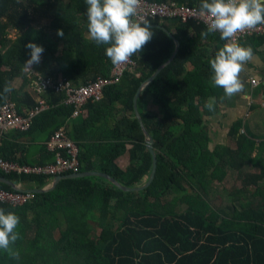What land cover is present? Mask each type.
<instances>
[{
    "label": "trees",
    "instance_id": "obj_1",
    "mask_svg": "<svg viewBox=\"0 0 264 264\" xmlns=\"http://www.w3.org/2000/svg\"><path fill=\"white\" fill-rule=\"evenodd\" d=\"M147 1H173L197 9L202 2ZM86 7L85 0H0V94L6 84L12 88L6 99L0 98V107L11 101L24 115L36 106L24 69L30 58L29 42L44 49L41 62L32 66L43 77L61 76L79 86L113 76L114 65L105 55L108 45L98 46L88 36ZM149 22L154 35L132 57L135 66L106 86L101 100L87 103L79 122L71 118L73 108L64 104V94L50 92L45 97L49 107L32 118L27 131L5 136L0 159L24 163L15 158L24 147L19 139L46 141L64 126L79 148L80 172L104 173L124 187L143 185L152 157L133 98L170 59L176 40L175 56L136 101L143 127L153 140L152 182L139 191H124L100 176L66 178L52 190L32 194L23 205L0 203V209L19 217L16 230L21 237L14 246L19 260L0 251V264H264V185L260 184L264 140L256 143L244 120L236 119L227 134L234 148L210 146L207 117L231 100L222 101L223 89L211 84L209 59L225 41L219 33L202 38L206 27L194 21ZM58 29L63 37L57 35ZM239 44L250 47L252 60L257 58L264 65V37H248ZM260 76L250 92L252 98L264 99V68ZM213 99L214 110L209 111L205 104ZM43 148L45 160L38 164L53 159ZM245 165L259 172L244 173ZM229 172L240 181V188H231L230 194L235 189L241 208L219 215L205 198L215 187H223ZM0 177L24 190L43 188L53 179L1 172ZM0 190L14 192L1 183ZM249 196L259 200L254 203Z\"/></svg>",
    "mask_w": 264,
    "mask_h": 264
},
{
    "label": "clouds",
    "instance_id": "obj_2",
    "mask_svg": "<svg viewBox=\"0 0 264 264\" xmlns=\"http://www.w3.org/2000/svg\"><path fill=\"white\" fill-rule=\"evenodd\" d=\"M85 3L88 36L98 46L108 45L105 55L114 66L128 63L151 41L154 33L149 20L137 22L133 19L137 16L140 0H85ZM198 15L207 25L206 31L200 34L202 38L219 33L220 39L226 41L214 58L209 59V64L213 73L211 84L223 89L220 99H231L243 92L241 73L253 57L252 49L237 43L235 37L264 25V0H202ZM57 35L63 37L64 33L58 29ZM26 48L30 50V58L24 63V69L31 70L41 62L44 49L32 42ZM11 91V86L6 84L0 98L6 99ZM214 104L213 99L205 107L213 111ZM19 222L15 213L0 209V251L15 260L20 258L14 247L21 238L16 230Z\"/></svg>",
    "mask_w": 264,
    "mask_h": 264
},
{
    "label": "built area",
    "instance_id": "obj_3",
    "mask_svg": "<svg viewBox=\"0 0 264 264\" xmlns=\"http://www.w3.org/2000/svg\"><path fill=\"white\" fill-rule=\"evenodd\" d=\"M196 7L185 4H178L173 1L153 2L140 0L137 16L133 19L140 22L143 19H176L183 23L194 21L207 28L204 19L198 15ZM264 37V25H258L255 29L238 33L235 37L237 43L252 37ZM226 43V41H225ZM136 62L133 58L126 64L113 66V76L111 78L97 77L79 86L61 77H43L36 70H25L26 77L30 79L31 91L35 94L36 106L27 109L24 115L17 112L16 105L9 101L0 107V144L3 139L12 131L25 132L31 125L32 118L40 112L46 110L49 105L46 102V95L50 92L63 93L64 104L73 108L71 118L75 119L81 115L82 108L89 102H97L103 98V90L106 86L119 81L122 75ZM259 81L255 78L249 79V85L253 89L257 87ZM45 149L52 154L53 159L44 164H24L18 161H4L0 159V172L7 175L42 176L54 178L58 175L72 174L80 172L79 148L67 134L65 127L55 130L44 143ZM18 189L14 192L0 190V203L11 207L20 206L32 198V193Z\"/></svg>",
    "mask_w": 264,
    "mask_h": 264
},
{
    "label": "crops",
    "instance_id": "obj_4",
    "mask_svg": "<svg viewBox=\"0 0 264 264\" xmlns=\"http://www.w3.org/2000/svg\"><path fill=\"white\" fill-rule=\"evenodd\" d=\"M262 68H264V65L261 64L259 59H251L248 62V66H244V71L241 73V79L244 83L243 92L232 97L228 105H221V110L218 113L207 117L208 125L210 127L211 148H214L216 145L227 146L231 149L234 148L233 142H230L227 137L228 129L234 120H245L249 118L252 111L253 113L255 112V114L250 119H248V127L246 131L252 135L256 143H258L260 140H264V126H259V123L257 124L256 122V116L259 114L257 111L261 108H264V99L262 96L252 98L250 93L251 91L249 90V79L255 78L260 81V71ZM251 105L255 107L253 110L249 109V106ZM257 119L260 120V122L264 120V114L259 115ZM80 120L81 115L78 118H75L74 121L77 123ZM242 131L243 130H241V132ZM34 137L38 138L39 136L36 134ZM18 142L23 144L24 147L20 153L18 152L16 154V159H21L25 164H38L39 162L45 160L43 148L45 139H35V141H30L29 138L23 137L19 139ZM242 172L257 174L259 170L251 167L250 165H245V167L242 169ZM260 184L264 185V179L260 181ZM18 186L21 191L24 190L20 184ZM233 187L240 188V181L237 178V175L229 172L225 178L223 187L220 189L215 187L212 193L209 194L207 198H205V200L212 205V208L216 214H228L235 208L240 210L241 207L238 203L240 196L235 194V189H233L232 194H230V190ZM248 198L254 203L259 200V198H253L251 196Z\"/></svg>",
    "mask_w": 264,
    "mask_h": 264
},
{
    "label": "water",
    "instance_id": "obj_5",
    "mask_svg": "<svg viewBox=\"0 0 264 264\" xmlns=\"http://www.w3.org/2000/svg\"><path fill=\"white\" fill-rule=\"evenodd\" d=\"M174 43H175V50L172 54V56L170 57V59L165 62L164 64H162L161 66H159L155 72L138 88L134 98H133V109H134V113H135V116L138 120V123L143 131V134L145 135V143H146V147L147 149L149 150V152L151 153V157H152V168H151V172H150V175L147 179V181L141 185V186H138V187H134V188H129V187H124V186H121L119 185L113 178H111L110 176L104 174V173H100V172H96V171H88V172H78V173H72V174H66V175H58V176H55L52 181L50 182L49 185L43 187V188H40V189H26V190H22L24 192H30L32 194H35V193H42V192H46V191H49V190H52L56 185L57 183L62 180V179H66V178H83V177H89V176H100V177H103V178H106L108 179L111 183L115 184L116 186H118L119 188H121L122 190L124 191H139V190H142L144 188H146L147 186L150 185V183L152 182L154 176H155V171H156V157H155V153L152 149V144H153V140L152 138L148 135V133L146 132L145 128L143 127V123H142V120L140 118V115L137 111V106H136V101H137V97L138 95L140 94V92L142 91V89L149 83L151 82L154 77L161 71V69L163 67H165L171 60L172 58L175 56L176 52H177V48H178V42L176 40H174ZM0 183L3 184V185H6L8 187H10L13 191H17L18 189L15 187V185H13L11 182L3 179L0 177Z\"/></svg>",
    "mask_w": 264,
    "mask_h": 264
},
{
    "label": "rangeland",
    "instance_id": "obj_6",
    "mask_svg": "<svg viewBox=\"0 0 264 264\" xmlns=\"http://www.w3.org/2000/svg\"><path fill=\"white\" fill-rule=\"evenodd\" d=\"M36 67H37V66H36ZM37 68H38V67H37ZM35 70H37V69H35ZM37 71H38V70H37ZM18 82H19L18 80L15 81L14 85H17ZM249 90L251 91L252 88L249 87ZM257 113H259V114L256 116V120H257L256 122H257V124L259 123V126H264V123H263L264 120H262V121L260 122V120L257 119L259 115L264 114V108H261L260 110H258ZM260 113H261V114H260ZM250 114H251V115L249 116V118H247V119L244 120V128H245L246 130H247V127H248V119H250L252 116H254L255 112L253 113V111H252ZM245 122H246V124H245ZM260 129H261V128H260ZM118 162H119L121 165L123 164L121 160H119ZM49 184H50V183L46 184L45 186H47V185H49ZM45 186H44V187H45ZM96 230H97V229H96Z\"/></svg>",
    "mask_w": 264,
    "mask_h": 264
}]
</instances>
